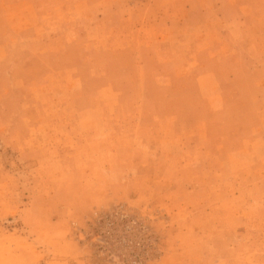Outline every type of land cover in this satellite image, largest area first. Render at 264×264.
I'll list each match as a JSON object with an SVG mask.
<instances>
[{"label": "rangeland", "instance_id": "obj_1", "mask_svg": "<svg viewBox=\"0 0 264 264\" xmlns=\"http://www.w3.org/2000/svg\"><path fill=\"white\" fill-rule=\"evenodd\" d=\"M0 264H264V0H0Z\"/></svg>", "mask_w": 264, "mask_h": 264}]
</instances>
